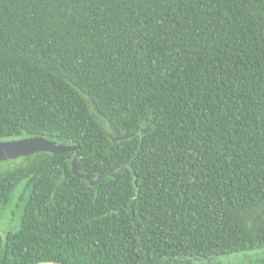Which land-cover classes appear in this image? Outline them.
<instances>
[{
  "label": "trees",
  "instance_id": "trees-1",
  "mask_svg": "<svg viewBox=\"0 0 264 264\" xmlns=\"http://www.w3.org/2000/svg\"><path fill=\"white\" fill-rule=\"evenodd\" d=\"M30 135L80 145L92 178L126 165L94 186L73 152L1 173L0 206L28 195L0 264L264 247V0H0V140Z\"/></svg>",
  "mask_w": 264,
  "mask_h": 264
},
{
  "label": "water",
  "instance_id": "water-1",
  "mask_svg": "<svg viewBox=\"0 0 264 264\" xmlns=\"http://www.w3.org/2000/svg\"><path fill=\"white\" fill-rule=\"evenodd\" d=\"M136 131L131 134H122L112 136L107 133L112 142L120 141L134 136ZM42 152L51 154H64L66 152H73L70 161V169L73 175L79 179H85L89 185H98L105 176L118 177L126 163L122 164L117 171L102 172L96 178L90 177L88 174L81 172L77 169V161L80 155V145L78 144H65L55 139L47 138L42 135H30L20 138L0 140V162L16 159L19 157H30ZM33 264H64L53 261H42Z\"/></svg>",
  "mask_w": 264,
  "mask_h": 264
},
{
  "label": "rangeland",
  "instance_id": "rangeland-1",
  "mask_svg": "<svg viewBox=\"0 0 264 264\" xmlns=\"http://www.w3.org/2000/svg\"><path fill=\"white\" fill-rule=\"evenodd\" d=\"M31 159L30 157H19L2 161L0 162V174L16 167L25 166ZM22 195L24 196L21 201ZM27 195L28 192H24V184L18 185L12 192L9 202L0 206V237L5 235L7 229L13 228V224L16 226L19 224L22 206ZM192 262L201 264H264V247L227 255L211 256L208 259H193Z\"/></svg>",
  "mask_w": 264,
  "mask_h": 264
},
{
  "label": "flooded vegetation",
  "instance_id": "flooded-vegetation-1",
  "mask_svg": "<svg viewBox=\"0 0 264 264\" xmlns=\"http://www.w3.org/2000/svg\"><path fill=\"white\" fill-rule=\"evenodd\" d=\"M12 227H13V228L7 229V230L5 231V234H6V232H7L8 230L16 229V228L18 227V225L16 226V225L13 224Z\"/></svg>",
  "mask_w": 264,
  "mask_h": 264
}]
</instances>
